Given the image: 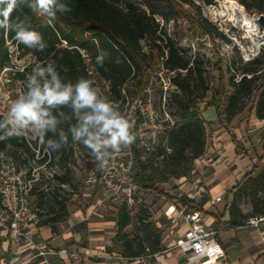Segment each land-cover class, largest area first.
<instances>
[{
    "label": "trees",
    "instance_id": "16d2710c",
    "mask_svg": "<svg viewBox=\"0 0 264 264\" xmlns=\"http://www.w3.org/2000/svg\"><path fill=\"white\" fill-rule=\"evenodd\" d=\"M199 1L205 5L213 3V0ZM67 2L72 11L63 14L58 11L54 15L44 14L29 7L27 3L13 13V19L19 17L40 32L48 47L44 51L30 49L15 40L14 32L0 29V70L9 66L11 53L8 44H13L20 57L29 55L33 58V62L27 64L22 71L16 70L15 74L19 79H23L27 72L32 73L37 65L47 66L48 63H53L65 82L71 81L74 84L79 78H85L92 80L95 87H98L99 82L107 83L105 95L113 103L124 102L126 97L133 99L141 95L150 77L156 75L158 78L157 72L164 70L170 84L177 89L173 96L178 119L172 126L165 128L154 150L149 154L137 147L136 141H133V175L136 183L144 189H151L155 184L168 182L171 178L185 177L193 169L194 160L205 150L206 125L198 102L205 97L208 83L203 75L202 57L187 54L186 50L180 48L167 33L166 25L181 18L193 23L201 34L210 39L216 35L228 40L227 36L200 15V5L194 0ZM238 2L246 10L264 17V0ZM184 5L196 7L198 15L187 12ZM156 18H160L162 23ZM261 27H264V23ZM142 40L148 42V50L144 49ZM101 50L107 54L102 66L96 63V57ZM218 63V84L210 99L205 100L203 107H215L217 113L223 114V120L229 122L242 113L250 102L255 116L264 119V44L249 61L240 62L239 74L230 68L233 72L228 78V85L232 91L226 96L223 105L225 86L221 82L222 70ZM59 112L64 113L65 122L61 127L67 133L68 127L76 123L75 117L67 106L54 110L53 114ZM68 117L72 119L69 120ZM50 137L51 134H48L45 139ZM166 146L171 148L170 152H166ZM0 152L14 156L19 166L22 162L28 167L32 158L22 136L0 141ZM52 153L57 156L62 169L59 181L69 184L76 182L70 166L75 161L70 134L67 146ZM260 160L261 157L255 168L241 178L239 188L233 193L228 207L230 226L241 225L248 216L239 207L241 197H248L254 214L264 212V199L258 196V192L264 190V163L256 175L252 176ZM31 196L35 197L34 206L38 209L45 205L51 211L54 204L58 205V214L52 218H42L41 224L57 221L66 212L62 200H57L53 191L49 193L35 189ZM174 197L173 200L185 204L191 210H200L202 203L208 199L207 195H203L195 203L184 194ZM40 215L43 214L40 212ZM114 220L116 233L112 246H116L121 256L134 258L162 250L161 231L150 220L149 214L139 216V232L132 235L125 230L130 221L129 210L125 205H120Z\"/></svg>",
    "mask_w": 264,
    "mask_h": 264
},
{
    "label": "crops",
    "instance_id": "0c3cea01",
    "mask_svg": "<svg viewBox=\"0 0 264 264\" xmlns=\"http://www.w3.org/2000/svg\"><path fill=\"white\" fill-rule=\"evenodd\" d=\"M201 113L209 127L206 126L205 150L193 162L196 179L187 183L183 182L185 177L173 178L179 192L173 196L184 194L195 203L201 196H208L200 207L202 218L207 227L216 230L215 239L225 253L216 264H264V226L252 228L228 223V207L241 178L255 168L260 157V164L252 176L264 163V119L257 118L250 106L229 122H225L223 114L217 113L213 106L204 107ZM63 184V188L69 186V183ZM216 196H220L219 201H215ZM57 200H62L65 205V214L57 221L42 223L35 240L48 249L65 250L68 255L34 256L35 249L12 245L1 235L0 264H189L177 250H166L181 233L175 229V234L171 235L173 227L176 228L174 225L166 234L167 237L171 235V239L156 256L126 258L112 246L116 233L113 218L92 212L91 205L75 206L71 200L59 195ZM34 203L35 197L31 196L33 206ZM239 207L245 215L254 214L248 197L240 198ZM38 210L43 214L42 218H52L59 212L56 204L51 211L45 205ZM116 255L122 258H116ZM194 264L208 263L203 259Z\"/></svg>",
    "mask_w": 264,
    "mask_h": 264
},
{
    "label": "built area",
    "instance_id": "2783aa9c",
    "mask_svg": "<svg viewBox=\"0 0 264 264\" xmlns=\"http://www.w3.org/2000/svg\"><path fill=\"white\" fill-rule=\"evenodd\" d=\"M194 1L200 4V1ZM202 12L205 17L215 15L206 5L202 8ZM156 19L162 23L160 18ZM190 47L195 48L193 42ZM229 47L227 41L221 42L220 53H227ZM238 48L244 61H249L259 52V49L246 50L241 45H238ZM168 84L170 85L169 79ZM7 112L8 108L0 101V115L5 116ZM122 115L132 126L130 131L135 136L137 147L146 154L154 150L164 129L175 122L166 103H162L161 111L155 108L154 98L146 88L141 95L129 100ZM21 136L32 154L28 167L19 166L14 156L9 154L0 158V236H5L12 245L35 249L34 256L49 254L67 256L68 252L65 250L48 249L45 244L36 242L42 217L38 208L31 204L33 190L49 192L54 187L65 186L58 179L61 168L57 156H54L52 151L46 150V147L41 145L38 138H34L31 133ZM165 150L170 152L171 148L166 146ZM73 157L74 159L77 157L76 150H73ZM84 182L92 187L102 188L111 201L119 205L123 204L129 209L142 203V194L146 190L134 179L131 145L122 146L119 151H112L104 167H100L99 162L96 161L86 170ZM258 196L264 199V190L259 191ZM219 200L220 196H216L215 201ZM163 214L172 225L177 227V230L181 231L166 250H177L189 264L203 259L208 264H216L225 256L222 247L215 239L216 230L205 225L200 210H191L185 204L172 201L167 203ZM242 225L252 228L264 226V212L249 214L243 219ZM262 238L264 239V234ZM70 255L75 257V254ZM156 255L157 252L148 256ZM115 257L122 258L120 255ZM140 257H147V255Z\"/></svg>",
    "mask_w": 264,
    "mask_h": 264
},
{
    "label": "rangeland",
    "instance_id": "374dc122",
    "mask_svg": "<svg viewBox=\"0 0 264 264\" xmlns=\"http://www.w3.org/2000/svg\"><path fill=\"white\" fill-rule=\"evenodd\" d=\"M236 1L238 2V0ZM199 5L200 15L205 17L202 12V8L205 5H203L201 2ZM206 6H209L215 15L207 16L205 18L212 22V24L216 25L219 30H222L227 36L228 40H224L216 35H213V38L210 39L206 35L201 34L197 27L186 19L179 18L166 25L167 33L175 39L180 48L186 50L187 54H195L202 57L203 59V75L206 79V82L208 83V91L206 92L205 97L198 102L200 112H202L204 109L203 106L205 100L210 99L213 90L219 81V72L216 69V63L219 62L218 66L222 70L221 82L225 86V92L222 96L223 105L226 96L232 91V88L228 85V78L233 72L230 68L234 69L235 72L239 74L240 70L238 67H240V62H246L242 58L238 45H241L246 50L256 51L264 44V27H261V25L258 23V15L255 12L246 10L242 5L245 12L251 16L257 26L256 29L248 31L240 23H234L233 21H230L226 17L227 15L224 16L215 13L217 10L221 11L223 9L218 0H213L211 5ZM184 9L192 15H198L196 7L184 5ZM225 41L229 43L230 47L228 48L227 53L221 54L219 51V46L221 42ZM191 42L194 43V49L190 47ZM141 44L145 50H148V42L146 40H142ZM8 49L11 53V62L9 66L0 70V101H2L3 104H5L9 109L12 101L17 99L19 95L23 94L27 90L26 80L31 74L27 72L23 79H19L15 72L16 70L22 71V69L27 64L33 62V58L29 55L20 57L19 52L16 51L13 44H8ZM157 76L158 78H156V75L150 77V81L148 82L146 89L150 91L154 98L155 108L158 111H161L162 103H167L166 105H168V110L174 116L176 121L178 118L176 113L175 99L173 96V92L177 91L176 86L168 84L165 71H158ZM160 76L163 78V80ZM98 88L101 90L103 96L109 100V97L105 95L107 83L103 81L99 82ZM164 88H167V90H164ZM129 100L130 98L127 97L125 98L124 102H112V104L117 107L122 114L124 112V108L129 104ZM249 106L250 102L247 104L246 108ZM204 121L208 128V122L205 119ZM71 145L73 146V150H76L77 154L74 163L70 164L74 172V178L76 179V182H72L66 188L59 186L54 187V189L49 191V193L53 191L56 195L62 196L67 200H71L73 203L72 205L75 206L77 205L80 207H85L91 205L92 212H101L105 217L115 219L120 205L111 201L102 188L92 187L91 185L84 182L86 170L90 168L89 165H94L97 161L95 156L92 154V151L82 143H73L71 140ZM20 164L21 166L27 167V165H24L22 162H20ZM194 170L195 167L193 163V169L188 172L183 182L186 181L187 183H192L196 179ZM61 174L62 170L60 169L58 179L60 178ZM165 183L155 184V187L146 189L142 194V203L137 204L130 209L128 208L130 221L125 227V230L130 235L137 234L139 232V216L141 214H149L150 220L155 222L156 226H158L161 231V242L163 246L169 242L172 237L171 235L175 234V229L177 228L173 227V234L167 237V231L172 227V223L165 217L163 210L166 208L167 203L174 201L173 199L175 197L173 194L179 193L176 189L177 186L175 185L173 178L169 179L168 182ZM170 196L173 198H169ZM114 230L116 231V226H114ZM113 248L118 250L116 246Z\"/></svg>",
    "mask_w": 264,
    "mask_h": 264
},
{
    "label": "clouds",
    "instance_id": "9594fccd",
    "mask_svg": "<svg viewBox=\"0 0 264 264\" xmlns=\"http://www.w3.org/2000/svg\"><path fill=\"white\" fill-rule=\"evenodd\" d=\"M25 3L49 15L57 11L71 12L72 8L67 0H0V29L14 32L15 40L26 47L44 51L48 45L43 35L25 20L13 19V13ZM106 55L99 51L96 63L102 66ZM26 89L0 118V141L31 133L46 150L57 151L67 146L70 134L73 143L89 148L100 167H104L112 151L130 146L135 140L129 120L92 80L79 78L74 84L65 82L54 64L48 63L33 69L27 77ZM63 106L71 109L76 120L67 133L61 127L65 122L64 113L53 114ZM48 134L51 137L45 139ZM3 156L0 152V158Z\"/></svg>",
    "mask_w": 264,
    "mask_h": 264
},
{
    "label": "bare ground",
    "instance_id": "6f19581e",
    "mask_svg": "<svg viewBox=\"0 0 264 264\" xmlns=\"http://www.w3.org/2000/svg\"><path fill=\"white\" fill-rule=\"evenodd\" d=\"M222 5L221 11H216V14L219 15H227L226 17L233 21L234 23H240L243 25L248 31L256 29V24L254 20L249 16L243 6L238 3L236 0H218ZM221 7V6H220Z\"/></svg>",
    "mask_w": 264,
    "mask_h": 264
},
{
    "label": "water",
    "instance_id": "95a60500",
    "mask_svg": "<svg viewBox=\"0 0 264 264\" xmlns=\"http://www.w3.org/2000/svg\"><path fill=\"white\" fill-rule=\"evenodd\" d=\"M257 21H258V23L261 25V24H263L264 23V17H263V15H258V17H257Z\"/></svg>",
    "mask_w": 264,
    "mask_h": 264
}]
</instances>
